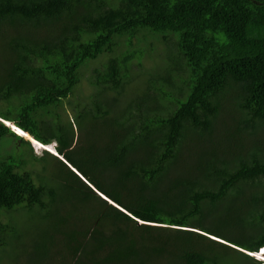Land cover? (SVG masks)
<instances>
[{"label":"trees","instance_id":"obj_1","mask_svg":"<svg viewBox=\"0 0 264 264\" xmlns=\"http://www.w3.org/2000/svg\"><path fill=\"white\" fill-rule=\"evenodd\" d=\"M125 38L173 43L188 88L152 81L159 92L122 120L78 103L79 125L105 121L98 159L63 103L93 63L98 87L124 91ZM0 45V259L30 235L38 264L56 247L65 264H263L246 251L264 248V0H0Z\"/></svg>","mask_w":264,"mask_h":264},{"label":"rangeland","instance_id":"obj_2","mask_svg":"<svg viewBox=\"0 0 264 264\" xmlns=\"http://www.w3.org/2000/svg\"><path fill=\"white\" fill-rule=\"evenodd\" d=\"M126 40H128V38H125L124 45L121 47V49H118L117 52L119 55L122 54V57L124 53H134V57L129 64V67L127 66L123 70V72L126 74L128 72L129 74L131 73L127 79V85L125 86L124 91L122 93H117L113 91L111 92L106 88H104V90L103 88L98 87L96 84V79L99 74L95 73L94 71L98 68V63H93L91 64V67L89 69L85 67L82 68L81 74L83 79L80 87H78L68 99L64 100L63 103L65 105L64 110L66 112V115L68 116V119L73 122V128L74 130H76L75 142L77 143V147L81 146V148L85 147V149H89L87 150V152H91L92 156H97L98 159L101 157L102 150L105 147L103 142L107 143L108 140L105 138H103L102 140H100V138L96 139L93 134L94 129L97 130L98 128H101L102 125L105 124V121L102 119H98L96 121V119H94L97 122V127H95V121L93 119H91L90 122H87L88 119L85 118L83 120L84 125H79L78 121H76L75 118V109H79V107L77 106L78 103H82L83 105H87L89 107L91 106L90 99L92 100L95 97V99L100 101V103L105 107L107 106L109 107V109L113 110V118L116 119L117 117L122 120V118H125L127 115H129L139 103H141L142 108L145 109V105L149 103L148 100L150 99V97H154V95L159 92V90L157 89H162L163 84H165V80H171L172 83L170 84V88L175 91V93L177 94L176 96H178L180 93H184L183 90L188 88L190 72L186 65V61L179 54L173 43H170L168 45L161 44L157 42V39H151L149 42H152V44H147L143 41L144 43L142 42L138 46V41L135 39L133 40V47L129 48V42ZM8 56L9 55H2L0 45V74H4L9 69ZM109 58L110 57H106V60H108ZM152 81H154V83L156 84L157 89H155L154 87L150 88V83H152ZM170 88L167 87L165 89L167 91H171ZM146 92H149V97H147L148 99L143 96V94ZM137 96H140V98L142 99L139 100L138 98L136 100L135 98ZM158 96L163 97V95ZM134 99L135 101H133ZM152 107L154 106L152 105ZM62 111L63 110L60 109V112ZM8 125H10V123H8ZM221 128L222 124L219 126V128H217V130L219 131ZM19 133L21 132L19 131ZM24 139L29 141L27 137ZM31 145L36 155L43 156V148L32 144V142ZM51 147H54L53 150H56V143H53ZM52 162L55 161L52 160ZM36 170L39 171L43 169L38 166ZM37 171H35L34 173L35 177H38V175H40L37 174ZM43 175L48 176L49 173H43L42 176ZM33 215L34 219L40 221V212L39 217L37 214ZM11 216L18 224L31 225V223H33H28V221L30 219L32 220L33 218H30L29 212L27 213L25 210L14 212L11 214ZM39 224L40 223H38L37 225ZM28 237L30 239V235ZM29 239H25L23 241L21 240V246L17 250L20 256H15L19 257L18 259L15 258L13 261H9L11 260V257H9L8 255H4V258L0 259V264H38L37 262L34 263L33 259L36 258L34 251L36 250L33 248V245L30 244ZM231 246L237 248L234 245ZM58 250L59 249L56 247L53 252L54 258L48 260L45 264H65V261L62 258H59L57 254ZM30 260H32V262Z\"/></svg>","mask_w":264,"mask_h":264},{"label":"clouds","instance_id":"obj_3","mask_svg":"<svg viewBox=\"0 0 264 264\" xmlns=\"http://www.w3.org/2000/svg\"><path fill=\"white\" fill-rule=\"evenodd\" d=\"M11 124V123H10ZM8 125V124H7ZM9 126V125H8ZM9 127H11V126H9ZM12 128V127H11ZM13 130V129H12ZM22 130V129H21ZM14 131V130H13ZM15 132V131H14ZM19 136H21V135H19ZM32 142V141H31ZM32 144H34L33 142H32ZM53 145V144H52ZM51 145V146H52ZM48 145H46V147H44L43 148V151H48V152H50V153H52L53 155H55V156H57V157H59L60 159H63L60 155H59V153L57 152V149L56 150H52L50 147H47ZM55 151V152H54ZM55 153H57V154H55ZM64 160V159H63ZM73 169V168H72ZM74 170V169H73ZM104 199H106L105 198V196H103L102 194H100ZM246 253L247 254H249L250 256H252V257H254L255 259H257L259 262H261V263H263L264 264V248H261L258 252H255V253H251V252H247L246 251Z\"/></svg>","mask_w":264,"mask_h":264},{"label":"bare ground","instance_id":"obj_4","mask_svg":"<svg viewBox=\"0 0 264 264\" xmlns=\"http://www.w3.org/2000/svg\"><path fill=\"white\" fill-rule=\"evenodd\" d=\"M9 122H6V124H8ZM15 130H17L16 128H15ZM21 133H19L22 137H24V138H26L27 137V139H29L30 141H32L35 145H37V146H39V147H41V148H44V147H46V145H44V144H42V143H40V142H38L37 140H35L31 135H29L28 133H26L25 131H23V130H19ZM18 131V132H19ZM47 147H51V145H48ZM52 148V150L54 149V147H51ZM55 152V151H54ZM55 154H57V153H55Z\"/></svg>","mask_w":264,"mask_h":264},{"label":"water","instance_id":"obj_5","mask_svg":"<svg viewBox=\"0 0 264 264\" xmlns=\"http://www.w3.org/2000/svg\"><path fill=\"white\" fill-rule=\"evenodd\" d=\"M9 126H11L12 127V129L15 131V133L17 134V135H20L19 134V130H21L20 128H18L17 126H15L13 123H11ZM15 128L17 129V130H15Z\"/></svg>","mask_w":264,"mask_h":264}]
</instances>
